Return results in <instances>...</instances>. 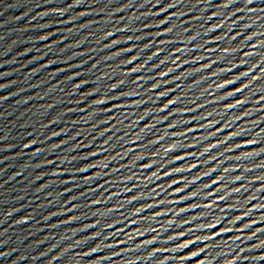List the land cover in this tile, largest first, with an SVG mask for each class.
<instances>
[{"label": "snow or ice", "instance_id": "snow-or-ice-1", "mask_svg": "<svg viewBox=\"0 0 264 264\" xmlns=\"http://www.w3.org/2000/svg\"><path fill=\"white\" fill-rule=\"evenodd\" d=\"M158 2H159V0H157V3H158ZM247 2H248V3H251L252 0H247ZM169 7H172V5L169 4ZM161 10H162V9H161ZM160 23L163 24V23H164V20H161ZM217 26H218V25H217ZM166 30H168V31H172V29H169V28H166ZM114 43H115V41H114ZM161 43H163V41H161ZM179 51H181V49L177 48V49H176V52H179ZM225 51L227 52V51H229V50H228V49H225ZM245 55H247V53H245ZM132 59H135V57H132ZM176 59L178 60L179 57H176ZM207 66H208V65H204V67H207ZM142 67H143V64H140V65H138L137 68H132L131 71H132V72H136V71L138 70V68H142ZM168 71L171 72L172 69L169 68ZM261 71L264 72V69H261ZM160 75H161V76H164V75H167V73L161 72ZM242 75H245V76H246V75H248V73L245 72V73H242ZM253 79H259V76H255V77H253ZM229 83H231V81L226 80L224 84H229ZM224 84L219 85V86H220V87H223ZM156 86H157L156 84H153V85H152L153 88H155ZM112 87H116V85H112ZM246 87H247V85H244V88H246ZM235 91H236V92H240V91H241V88H236ZM160 95L163 96V95H165V93H164V92H161ZM262 99H264V97H262ZM96 103H98V104H99V103H104V101H103V100H98V101H96ZM174 103H175V101H173V100H168L167 103H165V104L163 105V108H168V105H170V104H174ZM236 103H237V104H241V103H243V101H242V100H237ZM227 107H232V105H228ZM161 110H162V109H161ZM166 118H167V117H165V119H166ZM190 130H191V129H189V131H190ZM54 135H55V133H54ZM233 135H235V133H233ZM252 143H254V141L249 140V144H252ZM168 150L170 151V150H172V148H168ZM207 150H208V149L205 148V151H207ZM176 158H177V159H181V157H179V156H177ZM145 167H148V165H145ZM194 167H196V165H195V164H192V167H191V168H194ZM174 171H175V172H181L180 169H178V168L174 169ZM225 171H227V169H225ZM155 175H156V173L154 172V173H153V176H155ZM164 175L167 176V175H170V173H168V172H164ZM235 179H236V180H239L240 177L237 176V177H235ZM173 183L175 184L176 181L174 180ZM213 183H216V181L214 180ZM176 191H177V192H180V191H183V189H181V188H177ZM234 191H237V192H238V191H240V189L237 188V189H234ZM218 199L223 200V199H224V196H219ZM207 206L210 207V205H207ZM181 211H183V209H181ZM237 219H240V217H237ZM210 227L213 228V227H215V226L212 225V226H210ZM214 234H215V235H218V233H214ZM181 235H183V233H181ZM215 235H214V236H215ZM189 243L191 244V243H193V242L189 241ZM181 247H184V246L181 245ZM93 251H95V249H93ZM201 251H203V249H201ZM194 255L196 256L197 254H194Z\"/></svg>", "mask_w": 264, "mask_h": 264}]
</instances>
